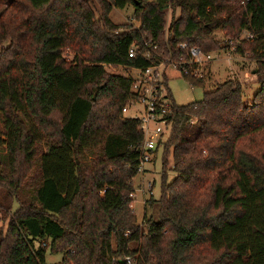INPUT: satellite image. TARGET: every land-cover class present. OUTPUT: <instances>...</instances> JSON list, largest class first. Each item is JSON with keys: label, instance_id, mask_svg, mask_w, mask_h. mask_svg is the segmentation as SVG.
I'll return each mask as SVG.
<instances>
[{"label": "trees", "instance_id": "1", "mask_svg": "<svg viewBox=\"0 0 264 264\" xmlns=\"http://www.w3.org/2000/svg\"><path fill=\"white\" fill-rule=\"evenodd\" d=\"M129 3L136 26L110 16ZM217 29L255 60L259 87L246 101L230 78L172 99L160 195L144 202L156 215L139 222L132 77L105 65L145 68L182 41L218 50ZM0 191V264L48 251L54 264H264V0H0Z\"/></svg>", "mask_w": 264, "mask_h": 264}, {"label": "rangeland", "instance_id": "2", "mask_svg": "<svg viewBox=\"0 0 264 264\" xmlns=\"http://www.w3.org/2000/svg\"><path fill=\"white\" fill-rule=\"evenodd\" d=\"M180 14V8L175 9L174 16L177 17ZM111 18L121 23L131 22L133 26L138 25V20L133 16V6L132 4H127L123 8H113L110 13ZM172 17L171 9L168 10L166 14L167 23ZM216 37L222 40V44H226L220 50L214 52L213 59L207 64V70L205 74L206 82L204 86L192 85L189 83L178 71L169 70L168 75L164 74V83L166 84L165 89L171 93V99L176 103L183 104L193 100L201 99L203 91L213 88L218 82L224 81L226 79H235L242 85V93L244 100L250 101L253 94L259 87V82L252 80L253 73L255 70V60L250 58L247 54H240L233 52L234 47L232 43L235 40H228L224 37L222 30L217 29L215 31ZM224 41V43H223ZM71 56V55H70ZM108 71L136 75L137 70L134 68H124L122 66H111L105 65ZM168 69L169 66H166ZM129 117H134L135 115H140L138 110L134 107H130L126 112ZM167 136V134H166ZM165 136V137H166ZM164 140V138H162ZM163 158V148L162 145L158 147L157 155L151 162L146 164V170L138 172L133 178L134 186V196L131 202L137 214V220L141 222L143 220V215L153 214L156 215L155 208L147 206L145 210V200L153 195L154 198H158L161 189V163ZM168 161L172 165V151L168 155ZM174 175L172 170H167V178L170 180ZM1 195V191H0ZM1 199V196H0ZM17 206L16 202L12 203V209ZM7 216L3 214V208L0 207V230H5L7 225ZM61 258L60 253H46V261L48 264H54Z\"/></svg>", "mask_w": 264, "mask_h": 264}, {"label": "built area", "instance_id": "3", "mask_svg": "<svg viewBox=\"0 0 264 264\" xmlns=\"http://www.w3.org/2000/svg\"><path fill=\"white\" fill-rule=\"evenodd\" d=\"M178 47L183 51L179 56L165 57L158 63L145 68H134L137 73L131 75L132 97L122 107V113L126 115L130 107L136 108L140 113L133 117L139 120V128L143 132L138 172L146 170V164L152 161L159 141L165 138L168 132V121L173 111V102L165 89L164 74L168 75L169 70H176L179 73L205 77L207 64L217 51H204L199 46L190 45L186 41L179 42ZM135 54L136 45L133 44L128 50V55L134 56ZM148 55L149 52L146 53V56ZM166 66L169 68L167 69ZM130 196H134V191L130 193ZM125 259L131 264L129 256Z\"/></svg>", "mask_w": 264, "mask_h": 264}, {"label": "water", "instance_id": "4", "mask_svg": "<svg viewBox=\"0 0 264 264\" xmlns=\"http://www.w3.org/2000/svg\"><path fill=\"white\" fill-rule=\"evenodd\" d=\"M255 71V70H254Z\"/></svg>", "mask_w": 264, "mask_h": 264}]
</instances>
